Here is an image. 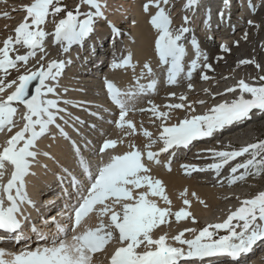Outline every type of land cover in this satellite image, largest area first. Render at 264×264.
<instances>
[{"label": "bare ground", "instance_id": "bare-ground-1", "mask_svg": "<svg viewBox=\"0 0 264 264\" xmlns=\"http://www.w3.org/2000/svg\"><path fill=\"white\" fill-rule=\"evenodd\" d=\"M63 1L67 0H62V6ZM176 1L171 0L173 4H162L161 6L165 9H172L173 12L178 9ZM200 1L198 4L193 5L194 8H191L193 10L190 20L192 27L186 32L187 38L184 40L187 43V45H184L186 49L183 58L184 72L178 77L176 84L168 83L170 65L162 63L157 53L156 40L159 33L150 23L151 17L156 14L157 9L151 7L148 12H145L144 5L148 3V0H102L105 5L103 8L104 17H97L100 19L94 23V30L90 34L92 40H84L82 43L72 44L71 46L64 42L68 48L66 53L62 55L65 67L58 77V84L49 81L50 84L56 86V93L48 94V98L56 99L58 107L65 109V111L59 113L56 120V124L62 125L60 128L63 127L64 131L72 135L76 124L86 123L90 115L94 116L96 121L100 123L98 128L87 127H90V131L87 133L91 135V140L95 145L93 157L91 156L92 159L89 160L94 173L98 167L106 164L111 156L124 155L133 150L129 145H135L136 148L145 153L143 163L151 170L148 175L163 182L166 195L171 200V205L169 206L159 197L150 196L149 199L155 200L161 208L171 207L172 213L178 212L181 208H185L192 213L195 217V223L192 222L191 218L177 222L173 215V218L169 217L170 223L161 225L152 232L153 239H158L161 235L166 234L167 243L175 247H181L173 239L181 231L195 228L197 232L185 231L184 236L185 239H193L203 229L198 219L205 218L217 222V220L228 218L233 211L241 207L243 200L252 199L260 193L259 190L254 191L252 183L237 181L230 184L229 180H226L213 184L214 182L204 180L201 172H193L188 175L182 167V165H194L198 168H205V166L211 164L212 160L208 153L194 155L195 152L192 151L196 148L195 146H198V148L204 146L218 148V151H221L226 149L225 145L233 138L246 140V136L255 134V128L251 125L248 126L249 121L247 120L253 117L256 110H253L249 118L226 126L224 129L214 132L211 137L200 139L199 142L197 140L193 141L188 146V148H191L190 151L180 147L170 149L158 157L159 164L146 158L148 151L146 145L150 143V140L142 134L143 129L151 132V139L156 140L151 151L160 152L159 149L164 144L156 135L158 125H162V123L167 126L178 125L184 119L207 114L211 108L225 101L237 100L241 95L238 87L240 80H244L251 86L264 85L262 79L255 78L256 75L264 77V0H245V10H238L235 17H231L230 8L237 4V0H209L205 6ZM30 2L31 0H0V47H3L4 41L9 36L15 37V29L27 16V12L22 9L29 6ZM248 3L250 4L249 8ZM70 4L80 5V0H70ZM182 4L185 5V3ZM207 6L211 9V13H205L208 9ZM66 15L67 9L65 7L64 12L54 18L50 17L47 23L43 25L46 32L51 31L49 32L51 36L48 35L44 41V51L37 50L35 57L30 58L27 66L22 62L18 65L21 75L25 74L28 69L36 70L41 64L46 65L50 58L54 56V52H60V49H53L54 46H51L50 40L55 38L56 25L61 19L66 18ZM198 15L201 16L202 23L196 28V17ZM171 20L173 30L178 31L182 28V23H180L177 14H172ZM250 21L251 23H249ZM29 23H31L30 20ZM202 27L203 32H201ZM222 27H228L227 31H222ZM233 27L237 28L238 31L234 33V30L231 29ZM215 32L216 38L212 40V35ZM222 32L228 33L227 36H222ZM199 35L205 37L206 42L202 41L201 37H198ZM62 43H56L55 47L58 44L62 46ZM196 45L199 46L201 55L198 60V67L193 72L191 80H189L186 74L191 70L192 61L197 59ZM117 46L120 49L123 48L122 55L118 53L120 50L118 52L114 51ZM224 46H227L229 51H224ZM27 51L28 49L20 47L18 54L24 55ZM129 54L132 56V64L135 65V70L132 67L113 68L112 65L103 77H98L93 71L96 66L102 65L105 59H108V62H112V64L114 62L118 63ZM205 56L207 57L206 60L204 59ZM42 57L43 59H41ZM244 60H250L253 63L242 64L241 61ZM145 64L150 65L152 75L147 74ZM209 64L212 66L211 69L206 67ZM2 75L0 73V76ZM203 75H207L209 79H202ZM89 79L91 81H86ZM138 79L139 83L143 85H147L155 79L157 85L154 92L149 91L146 95H140L134 101H129L134 110L128 113L126 120L132 121L137 129L136 134L129 136L127 133L130 129L125 128L121 131L116 127L115 122L119 119L120 109L118 107L114 108L109 102V93L105 81L113 82L122 91L129 89L135 91ZM189 84L192 85L191 89L188 87ZM15 86L9 88L7 93L16 88ZM233 87L237 88V91H227ZM173 93H175V96L172 95ZM6 94L4 97H6ZM244 95L246 98H251L250 94L246 93ZM181 96H186L188 99L182 101ZM201 100L206 103L200 104L199 101ZM65 101H68V103H65ZM149 101L159 106L161 112H169V109L165 106L170 104L183 103L192 105V107L172 109L169 118L162 121L149 111H139V109L151 108L152 105ZM13 106L17 108L14 119L26 110L25 107L17 104ZM193 108L195 111H193ZM91 111L93 112L91 113ZM259 111L261 110H257L255 116L260 115L258 114ZM103 115L107 118H103ZM50 128L48 133L51 132L54 137L43 143L37 142L34 151L38 153L39 162H32L30 174L26 177V182H32V187L30 191L27 190V193L33 203L36 201L35 192L40 186L47 193L46 198L41 203H37V207L33 208L27 203L22 206V208H26L23 211V216L20 217L25 238L19 243H13L12 240H0V249H4L6 253H19L24 249L34 250L37 247L50 246L54 237L70 241L73 235L71 229L74 223V213H72L71 206L77 203V191L72 186L71 175L64 173L63 178L56 175L61 176L66 166H69L68 169L70 166L75 168L74 165L77 164V161L74 152H70V148L65 151L64 146H66L65 142L68 139L64 136L62 138L56 136L60 132V130L56 131V126ZM9 134L10 132L7 129L0 131V145L6 144ZM106 140H116L118 142L117 147L109 149L106 154H101L99 149ZM44 153H48V155H44ZM72 159L75 162H71ZM169 161H171V171L166 167ZM8 169L10 172L13 167L6 164V170ZM243 171L246 170L243 169ZM248 176L250 175L246 177ZM8 179L7 172L3 180ZM78 179L84 182L85 176L83 175ZM185 190H187V195L181 196V193ZM64 191L68 194L64 195ZM143 191H147V189H138L133 194L138 197L139 193ZM49 192L51 193L49 194ZM185 199L191 202L190 208L183 203ZM201 201L204 203H201ZM108 203L111 204L112 201H108ZM52 206H59L56 209V215H51L47 219H45L46 217L42 218L41 212L43 209ZM115 211L122 213L121 206L115 205ZM24 216L29 218L24 220ZM54 219L67 229L66 234L57 233ZM102 219L105 225L111 223L110 215ZM35 220L39 222L36 223ZM100 222L101 217L93 212L82 222L77 232H83L87 228L95 229ZM33 225L38 229V232L32 231ZM50 230L53 231L50 232ZM107 230L112 231L114 234L113 239L108 243L114 246L116 241H120L119 232L115 228ZM41 233L46 239L40 238ZM106 246L102 251L93 254L92 264H107L105 259H101L106 253V249L111 248V246L108 248ZM182 247L185 248L187 245ZM143 249L146 248L142 245L137 251L140 252ZM247 254L249 255L246 258ZM4 258L10 259L11 257L5 255ZM216 258H204L202 260L204 262L200 264H264V241H257L250 252L242 254L237 260Z\"/></svg>", "mask_w": 264, "mask_h": 264}, {"label": "snow or ice", "instance_id": "snow-or-ice-1", "mask_svg": "<svg viewBox=\"0 0 264 264\" xmlns=\"http://www.w3.org/2000/svg\"><path fill=\"white\" fill-rule=\"evenodd\" d=\"M198 2L199 0H187L185 7L191 8ZM168 3L169 0H148V3L144 5V11L148 12L151 7L157 9L156 14L150 20L151 25L159 33L156 50L162 63H170L168 83L176 84L178 77L184 72L183 58L186 54V49L179 42L189 29L182 27L177 31L171 28L170 14L161 6ZM82 5L89 6L92 11L81 12ZM104 7L102 0H80L75 13L68 11L66 18L61 19L56 25L54 33L56 42H67L68 46L82 43L93 32L96 18L104 17ZM22 10L27 12V16L15 29V37L9 36L4 41L3 47H0V73H3V76H0V85H3L4 79L10 75V70L19 71L18 65L21 62L27 66L30 58L35 57L37 50L44 51V41L50 33L46 32L42 26L50 17L54 18L64 12L65 7L62 6V0H34ZM81 16L84 18L81 19ZM185 21L187 22V17ZM193 43L195 44V41ZM20 47L28 49L26 54H18ZM196 47L197 59L192 61L191 70L186 74L189 80L198 67L201 55L199 46L196 45ZM67 50L68 48L65 47L64 51ZM224 51H229L227 46H224ZM12 53L16 55L13 57ZM204 59L206 60L207 57L205 56ZM241 63L250 64L253 61L244 60ZM64 67V61L54 60L48 62L46 66L41 64L36 70L28 69L25 74L18 77V82L13 80L7 85L8 88L17 85L15 91L7 99L0 100V131L7 128V131L11 132L15 127L14 117L17 108L13 106L14 104H22L26 108L24 115L26 123L23 128L11 136L5 145H0V230L7 234H15L12 238L17 243L25 238L20 219L23 216L22 206L27 203L35 207L27 193L26 177L30 174L32 162L38 155L34 151L36 143L48 133L50 126L56 123L59 113L65 111L58 107L56 99L48 98V94L56 93V86L50 84L49 81L58 84V77L62 74ZM127 67L135 70L131 54L121 62L113 63V68ZM144 67L147 69V74L152 75L150 65L145 64ZM206 67L211 69L212 66L209 64ZM201 78L209 79L207 75ZM261 79L264 80V77ZM34 80H38V86L35 88V94L29 98V85ZM105 85L110 99L120 109L119 119L115 122L116 127L121 131L125 128L130 129L127 133L129 136L136 134L135 124L126 120L128 113L134 110L129 101H134L138 96L146 95L149 91L154 92L157 80L153 79L149 84L143 85L138 79L135 91L131 89L122 91L113 82L107 80ZM188 87L191 89L192 85L189 84ZM238 87L241 95L237 100L225 101L211 108L207 114L184 119L178 125L167 126L162 123L163 132L159 139L163 141L164 147L160 152L151 151L156 140L151 139V132L143 129L142 134L150 140V143L146 145L147 160L159 164L158 157L162 153L178 147L187 148L193 141L211 137L214 132L249 118L253 110L264 111V85L251 86L244 80H240ZM4 91L5 88L0 87V93ZM227 91L235 92L237 88H229ZM246 93L250 94L251 98H246L244 95ZM172 95L175 96V93ZM180 99L186 101L188 97L181 96ZM149 103L152 105L151 108L139 109V111H149L162 121L169 118L172 109L192 107V105L183 103L170 104L165 106L169 112H161L159 106L152 104L151 101ZM199 103L206 102L201 100ZM193 111H195L194 108ZM56 127L59 128L60 134L67 138L64 129L58 124ZM117 144L116 140H106L99 151L101 154H106L109 149H115ZM129 147L133 150L124 155L111 156L109 161L98 167L95 173L77 147L75 151L85 181L82 182L75 176L72 177V186L77 191L78 199L77 203L71 206L72 213H74L71 240L54 237L50 246L37 247L34 250L24 249L19 253H6L4 249H0V264H92L93 254L102 251L113 239V232L107 230L110 228L118 230L121 244L126 245L118 248L111 258V264H181L185 260H203L206 257L217 256L238 259L242 254L250 252L257 241H264V192H260L252 199L243 200L241 207L233 211L227 220L207 225L193 239H185L184 236L185 231L197 232L195 228L181 231L173 238L181 247L168 244L166 234L153 239L152 232L161 225L170 223L169 217L172 215L175 216L177 222L191 218L195 223V217L185 208L172 213L171 207L161 208L155 200L149 199L150 196L159 197L166 204L171 205L163 182L148 175L151 170L143 163L145 153L135 145H129ZM208 151L213 159H218L219 162L210 164L208 168L182 165L186 174L191 175L193 172L209 169L219 174L220 170L230 161L246 153H250L252 158L231 169L233 175L229 183H236L246 179L247 175H259L264 171V158L257 159L264 154V141L234 151H216L215 149ZM6 164H10L13 171L11 178L5 184L2 181L6 172ZM166 167L171 171V161ZM253 167L256 169L255 173L251 172ZM241 169L246 170L245 173L236 175ZM142 188H146L147 191L140 192L138 197L134 196L133 193ZM186 195L187 190L181 193V196ZM183 203L191 207L189 200L185 199ZM201 203L204 202L201 201ZM115 205L121 206L122 213L115 211ZM93 212L101 217L99 226L95 229L87 228L83 232H77L82 222ZM109 215L111 223L105 225L102 218ZM28 218L24 216V220ZM234 221L238 223L234 224ZM53 222L56 224L57 233L66 234L67 229L63 225L55 219ZM222 230L228 234L218 235ZM32 231L38 232L35 225L32 226ZM216 236L218 238H214ZM40 238L46 239L42 233ZM3 239L4 237H0V240ZM142 245L148 250L138 252L137 249ZM183 245H187V250L182 247ZM5 255L11 258L5 259Z\"/></svg>", "mask_w": 264, "mask_h": 264}, {"label": "rangeland", "instance_id": "rangeland-1", "mask_svg": "<svg viewBox=\"0 0 264 264\" xmlns=\"http://www.w3.org/2000/svg\"><path fill=\"white\" fill-rule=\"evenodd\" d=\"M206 4H208L207 2H206ZM203 6H204V4H203ZM208 7V9H207V12L205 11V13H211V9H209V6H207ZM83 10H85V7L83 8H81V11L82 12H88V11H90V8L88 7V11H83ZM235 13H236V10L235 9H231V11H230V14H231V17H235ZM82 18H84L83 16H81ZM204 17H205V15H204ZM222 36H227V35H225V34H221ZM216 38V33L215 34H213L212 35V39L214 40ZM90 40H92V38H91V36H90V38L87 40V41H90ZM14 56L16 55V53H12ZM13 56V57H14ZM13 73V74H12ZM1 74H3V73H1ZM21 75V73L19 72V71H16V70H10V76L8 75L7 77H6V79H4V85H1V87H4L6 90L3 92V93H1L0 94V99H4V98H6L7 99V97L9 96V95H11V93L13 92V91H15V88L14 89H12L11 91H8V93H7V90H9V88H7V85L9 84V83H11V81H13V80H17V82H18V77ZM3 76V75H2ZM8 81V82H7ZM17 86V85H16ZM15 86V87H16ZM7 93V94H6ZM5 94H6V97H4L5 96ZM2 99V100H3ZM253 125V126H252ZM251 125V127H253V128H255V133H259V134H261L262 136L260 137V139H261V141H264V119L263 120H261V121H259V122H257L256 124H252ZM251 172L252 173H255L256 172V169H252L251 170ZM249 181V182H248ZM244 182H247V183H252L253 184V189H254V191L255 190H262V189H264V171H262L259 175H255V174H250V176H248V177H246V179H244V180H242V181H240V183H244ZM171 218H173V215L171 216ZM237 231H239V229H237ZM218 235H227V233H225V232H221L220 234H218ZM214 238H218V236H216V237H214Z\"/></svg>", "mask_w": 264, "mask_h": 264}, {"label": "built area", "instance_id": "built-area-1", "mask_svg": "<svg viewBox=\"0 0 264 264\" xmlns=\"http://www.w3.org/2000/svg\"><path fill=\"white\" fill-rule=\"evenodd\" d=\"M63 6L66 7L67 12H68V11H72V12H74L78 5L70 4V0H67V1H63ZM82 7H83V8L85 7V10H83V11H88V6H87V5H82L81 8H82ZM81 8H80V10H81ZM81 12H82V11H81ZM42 27H43V26H42Z\"/></svg>", "mask_w": 264, "mask_h": 264}, {"label": "water", "instance_id": "water-1", "mask_svg": "<svg viewBox=\"0 0 264 264\" xmlns=\"http://www.w3.org/2000/svg\"><path fill=\"white\" fill-rule=\"evenodd\" d=\"M38 86V80H34L32 81V83L29 85V98L31 97V95L35 94V88Z\"/></svg>", "mask_w": 264, "mask_h": 264}]
</instances>
